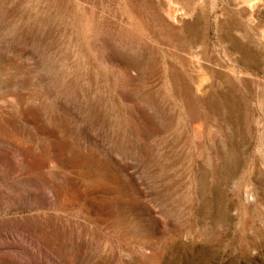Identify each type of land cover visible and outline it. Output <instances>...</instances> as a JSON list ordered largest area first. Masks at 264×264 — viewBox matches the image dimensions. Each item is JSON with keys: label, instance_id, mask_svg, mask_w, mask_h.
Masks as SVG:
<instances>
[{"label": "rangeland", "instance_id": "rangeland-1", "mask_svg": "<svg viewBox=\"0 0 264 264\" xmlns=\"http://www.w3.org/2000/svg\"><path fill=\"white\" fill-rule=\"evenodd\" d=\"M0 264H264V0H0Z\"/></svg>", "mask_w": 264, "mask_h": 264}]
</instances>
